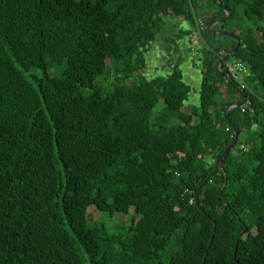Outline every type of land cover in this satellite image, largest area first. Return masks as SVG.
I'll use <instances>...</instances> for the list:
<instances>
[{"label":"trees","instance_id":"16d2710c","mask_svg":"<svg viewBox=\"0 0 264 264\" xmlns=\"http://www.w3.org/2000/svg\"><path fill=\"white\" fill-rule=\"evenodd\" d=\"M167 14L200 42L187 112L178 63L143 75ZM0 264H264V0H0Z\"/></svg>","mask_w":264,"mask_h":264},{"label":"rangeland","instance_id":"374dc122","mask_svg":"<svg viewBox=\"0 0 264 264\" xmlns=\"http://www.w3.org/2000/svg\"><path fill=\"white\" fill-rule=\"evenodd\" d=\"M200 20V19H197ZM181 33H185L178 38ZM200 42L197 32L193 29L190 22L181 18L167 14L162 18V25L159 34L145 54L146 69L143 75L146 78L163 76L170 71V65L178 63L181 70L183 81L190 87L187 100L183 103V110L189 111L192 107L199 104V88L201 83V69L198 61ZM110 78L102 80L108 83ZM241 139V136L240 138ZM106 199H101L98 204L91 203L88 206V217L91 220L103 219L110 232L116 233L121 225L128 222L125 215L102 214L101 204Z\"/></svg>","mask_w":264,"mask_h":264},{"label":"water","instance_id":"95a60500","mask_svg":"<svg viewBox=\"0 0 264 264\" xmlns=\"http://www.w3.org/2000/svg\"><path fill=\"white\" fill-rule=\"evenodd\" d=\"M218 2V0H216ZM225 12V15L223 18H217L212 20L211 22H209L206 25V31L213 34V35H218V36H222V37H226V38H230L232 40L235 41V45L232 49H230L228 52L224 53L219 60L214 64L213 68L215 71L218 72L219 76H225L230 82L234 83V77L232 75V73L229 70H220V66L222 63H224L229 57L233 56L235 51L237 50L238 46H239V40L232 35L231 33H227V32H222L219 30H214L212 29V27L216 24H223L231 15L230 11L228 9H223ZM236 89L238 90L240 96H241V100L238 102H234L232 104H229L224 112H223V116L226 117L227 112L230 109L233 108H239L241 106H243L246 103V94L243 92L242 88L239 87L236 83H234ZM227 125L230 126L233 130V136L232 139L230 141V143L226 146V148L223 150V152L218 156V158L215 160L214 162V167L212 172L208 175L207 180H209L218 170H219V166L221 161L228 155V153L230 151L233 150V148L235 147V145L237 144L238 141V131L237 129L232 126V124L230 122L227 121ZM204 182H202L199 186L198 189L203 185ZM195 204L198 205V201H197V196L195 195ZM212 232L213 229L211 230V236H210V240L208 242L207 245V249L209 248L211 241H212ZM206 255V254H205Z\"/></svg>","mask_w":264,"mask_h":264},{"label":"built area","instance_id":"2783aa9c","mask_svg":"<svg viewBox=\"0 0 264 264\" xmlns=\"http://www.w3.org/2000/svg\"><path fill=\"white\" fill-rule=\"evenodd\" d=\"M204 27L203 22L201 20H196V28L198 30H201ZM230 72L232 73L233 77L235 78V75L239 76L246 72V68L241 63H236L231 67ZM243 149V147L241 146Z\"/></svg>","mask_w":264,"mask_h":264}]
</instances>
